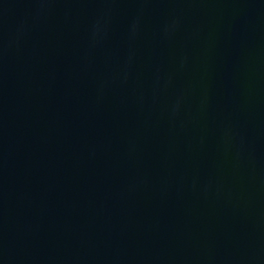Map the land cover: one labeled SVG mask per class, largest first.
Returning <instances> with one entry per match:
<instances>
[{"label":"water","instance_id":"obj_1","mask_svg":"<svg viewBox=\"0 0 264 264\" xmlns=\"http://www.w3.org/2000/svg\"><path fill=\"white\" fill-rule=\"evenodd\" d=\"M0 264H264V0H0Z\"/></svg>","mask_w":264,"mask_h":264}]
</instances>
